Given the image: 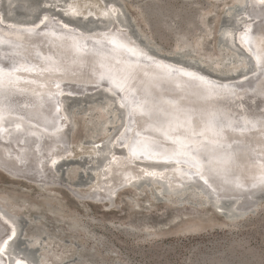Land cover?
<instances>
[{
  "label": "bare ground",
  "instance_id": "6f19581e",
  "mask_svg": "<svg viewBox=\"0 0 264 264\" xmlns=\"http://www.w3.org/2000/svg\"><path fill=\"white\" fill-rule=\"evenodd\" d=\"M29 1L32 0H0V165L9 170L12 176L1 170L0 172L11 179L38 186V184L16 177L17 174L22 173L17 168L16 160L22 151L26 150L24 152H26L27 158L32 160V165L36 166L40 162L43 167L46 164L49 171L68 162L81 163L82 165L84 163L85 166V162L88 160L93 164L92 166H90L91 164L86 165L87 168L88 165L90 166L93 173L90 185L93 184V191L97 194L106 195L125 187H137L141 190L144 184H153L155 185L153 195L158 197L161 195L162 200L175 198L176 201L181 202L186 201L191 196H200L203 203L211 204L217 211L218 208H222L223 203H227L229 207L224 213V217L230 221L244 218L252 209L255 212V207L259 202L256 200V194L247 198L246 202L241 200V203H245L247 207L244 209L243 205V209H238L239 201H236L233 196H225L224 199H219L209 194H203L199 189H196V186L189 185V183L183 185V182L189 180L196 182L198 180L195 175L197 171L191 159V148H201L206 143L214 147L217 146L214 144L225 141L227 142H225L226 145L228 142L231 143L232 139L227 138L231 134H225L227 132V127L224 125L226 120H222L219 114L212 116L218 107L223 109L221 102L230 100L231 105L228 104L232 108L227 107L229 114L225 113L223 116L228 118L232 114L235 117L239 115L237 110L243 108L239 101L243 98L245 101L254 99L249 97L250 93H255L256 96L258 94L256 92L264 94V80L257 77L259 70L264 69V0H232L231 5L224 7L225 15L223 16L227 15L230 22L227 23L228 27L224 25L225 28L218 29L217 33L222 39V46L226 48L225 53H220L218 58L206 60L198 57L189 47L171 48L170 50V53L177 55L191 54L190 59H196L216 73H229L236 71L237 67L242 71L247 68V59L243 53L239 55L238 51L240 48L246 51L250 49L249 51L255 54L257 62H259V68L247 70L226 79L217 78L199 68L150 51L145 44H141L137 41L138 38L136 39L131 34V31L126 28L128 25L122 24L123 20L126 21V16L124 18L121 15V12L124 11L123 9L120 11L122 7L118 8L121 5L117 6L115 0H72L67 1L65 5L58 2L57 4L55 1L56 4L54 3L53 8L47 5L51 0H48L47 3L45 0H39V4L42 3L43 6L38 16L33 13V18L35 17L34 14L37 16L35 19H30L32 17L30 14L39 5H33V2L29 3ZM213 1L221 3L226 0ZM241 6L242 9H236ZM156 7L155 5L148 6L147 11L152 9L156 12L158 9ZM51 8L53 10L56 8L58 11L52 12ZM15 9L22 14V17L24 16L23 18L27 15L28 18L30 15L27 19L29 21L26 18L24 21H22L23 19L18 20L19 16L16 17V15L19 12L16 14ZM233 9L236 10L233 11ZM189 10L186 13L194 12V10ZM59 12L65 16L62 17ZM12 13H15L14 18L11 17ZM177 15L179 16V13L175 11L170 14L172 17ZM78 19L81 26L77 21ZM86 20H90L89 26H93L87 28ZM222 20L225 19L222 18ZM229 20L227 19L226 22ZM258 20L263 23L258 22ZM157 21L161 22L162 20L158 18ZM157 21L150 19V22L156 27L158 26ZM183 21L184 17L179 19L178 24L183 23ZM107 22L108 24H104ZM220 22L223 25V21ZM82 23L85 24L82 25ZM173 29L178 30V28ZM137 30L144 43L153 49H160L153 43L154 40L152 41L151 37L146 36L140 29ZM168 31L173 32L175 30ZM80 42H83L81 44L83 47L76 51ZM109 46L114 47L120 67L125 66L126 68V65H129L127 67L130 70L129 78L122 86H119V89L111 88L95 77L82 80L67 77V70H72V64L67 65L70 59L76 60V57L83 56L81 57L84 59L82 63L75 64L74 67H81L85 71L92 57L97 56L96 52L107 54V50L110 49ZM61 48L65 51H61ZM78 52L83 55L77 54ZM230 64H233L232 68H228ZM84 71L83 75H85ZM62 74L65 76H61ZM181 74H189L193 84L202 85L203 82L207 84L212 82L217 86L230 85L231 89L220 91L221 87H217L220 90L214 88L218 92L219 98L217 99L220 101L217 102L216 100L214 104L210 100L202 101L197 96L192 100L186 96H178L175 100L169 98L167 94L157 96L156 86L158 83L170 84L172 77L180 78ZM254 84L256 92L252 89ZM133 85H137L139 88L135 89ZM146 90L150 92L147 95L151 94L149 97H152L154 101H149L144 96ZM100 92L108 97L106 98L102 94L101 99L105 97L106 101L101 105L92 104L83 114L91 118L88 120L93 125L90 136L97 137L103 131L109 130L110 128L106 127L108 124H115V126L111 127L113 130L109 132L108 137H103L100 142L96 141V143L90 140V143L93 144L84 146L88 148L87 150L74 155L68 143L73 129L71 118L75 112L65 108L67 99L84 100L95 95L98 97L97 94ZM253 101L255 104L252 108L254 111L252 116H255L256 121L245 126L244 132L242 130L241 132L244 133V139L242 138L245 140L244 147L248 145V149L252 150L253 158L256 157L257 159L259 155L264 154V97L257 99V103L255 100ZM197 107L203 111V116L202 114L197 115L193 111L190 112ZM118 109L122 112L120 113L122 117ZM99 115L103 117L100 118ZM200 116L201 127L204 132L198 128L200 124L196 123L200 122ZM189 123L194 128L191 132L184 129L188 127ZM200 133L202 134L200 135ZM220 134H224L226 140L220 139ZM205 136H208V139ZM153 144L167 149L160 151L145 146ZM144 160H154L161 163H148ZM262 162L264 161L262 160ZM210 163L215 167L222 164L217 160ZM32 170L27 169L22 174H28ZM86 170L85 168V172ZM72 171L75 172V169L71 165L67 172ZM47 172L44 170L42 178L37 177L40 180L39 183L47 178ZM221 174L215 171L214 176L218 185L225 187L226 190L233 189L235 184L222 185ZM50 176L49 178H51ZM87 177L86 179H88ZM248 179L245 184L259 181L255 177ZM81 182L86 185V181L85 183ZM43 186L40 184L38 187ZM0 206L9 212L1 203ZM3 217L5 220L0 216L4 222L0 225V264H26L15 256L10 258V254H13L11 247L14 240L19 236V232L12 219ZM14 232L15 234L11 238L10 234ZM30 243L36 245L37 238L32 236ZM43 251L44 247L42 246L40 248L41 262L50 260L49 256L46 259ZM50 261V264H59L57 258H51Z\"/></svg>",
  "mask_w": 264,
  "mask_h": 264
},
{
  "label": "rangeland",
  "instance_id": "374dc122",
  "mask_svg": "<svg viewBox=\"0 0 264 264\" xmlns=\"http://www.w3.org/2000/svg\"><path fill=\"white\" fill-rule=\"evenodd\" d=\"M55 1L65 5L72 0H51L47 5L53 8ZM115 2L117 6L121 5L118 6L122 7L120 11H124L120 14L126 16L127 22L123 20L122 24L128 25L126 28L139 41L143 42V38L138 35L137 29L151 37L153 43L160 47L158 52L162 54L177 55L170 53L171 48L189 47L196 56L207 60L218 58L220 53L226 51L217 32L230 22L227 15L226 18L223 16V9L231 5L232 0L221 3L213 0ZM29 3L39 5L30 14L32 16L36 13L38 16L42 3L39 4V0ZM154 5L158 7L156 12L152 9L147 11L148 6ZM18 10L15 9L14 12L17 14ZM188 10L194 12L186 13ZM172 11L179 13V16H170ZM36 14L34 18L29 15L30 19L37 18ZM11 15L15 17V13ZM18 16L20 18L22 14L19 12L16 17ZM27 16L26 20L29 19ZM23 17L17 19L24 21ZM183 17V23L178 24ZM158 18L164 22H158ZM150 19H156L158 26L153 25ZM227 19L229 21L226 22ZM220 21H223V25ZM86 27L92 26L88 24ZM177 56L187 59L191 54ZM232 67L233 64L228 66ZM97 95L98 97L95 95L92 96L95 98L88 97L84 100L69 98L65 102V108L76 114L71 118L73 129L68 143L74 155L87 150L85 147L92 145L91 141L96 143L103 137H108L113 130L111 127L115 126L108 124L106 127L109 130L97 137L90 136L93 125L88 120L91 118L83 114L92 104L101 105L106 101L104 94L106 98L102 99V94ZM88 162H85V166L84 163L68 162L60 164L55 170L52 168V171L46 173L47 178L52 174V179L48 178L52 184L43 187L11 179L0 172V203L8 209L14 223L16 216H19L18 227L15 223L19 237L14 240L10 258L15 256L26 264H50L51 258H57L59 264H264V195L257 203L255 212L230 221L224 217L227 203L222 204V208L217 211L211 204L203 203L200 196H191L181 202L175 198L162 200L161 195H153V184H144L141 190L137 187H125L106 194L107 196L97 194L93 191V184L90 185V166L93 164ZM87 164L91 165L87 168ZM71 165L75 172H67ZM81 181H86V185ZM32 236L37 238L36 245L30 243ZM42 246V253L46 259L49 256L50 260L41 262Z\"/></svg>",
  "mask_w": 264,
  "mask_h": 264
},
{
  "label": "water",
  "instance_id": "95a60500",
  "mask_svg": "<svg viewBox=\"0 0 264 264\" xmlns=\"http://www.w3.org/2000/svg\"><path fill=\"white\" fill-rule=\"evenodd\" d=\"M240 9H242V6L238 8V10H240ZM51 10H52V12L58 11L56 8L54 10L51 8ZM59 15H61L62 17H63V15L65 16V14L62 15V12H59ZM77 21L79 22V25H80L79 19ZM258 22L263 23L260 20H258ZM86 23L90 24V20H86ZM254 23H257V22H254ZM104 24H108V22L104 23ZM132 35L135 36L134 34H132ZM135 38L137 39V37H135ZM137 41H139V40L137 39ZM139 42L143 45L145 44V46L150 51H153L156 54H161V55H164L170 59L179 61L183 64L199 68L201 71L206 72L207 74H210L212 76H215V77L221 78V79L231 78L233 76L241 74L242 72L244 73L247 70H257L259 68V62H257V58L255 57V54L253 52L249 51L250 49L247 50L248 52L243 48L242 49L240 48V50L238 51V54L240 55V53H243L245 58L248 61L246 69H244L243 71H242V69H239L237 71H234V72L232 71L229 73H216V72L212 71L211 69H208L207 67H205L203 64H201L197 60L192 61L190 58L185 59V58H181L180 56H177V55L162 54V53L158 52V50L153 49L151 46L144 43V41L143 42L139 41ZM77 43H79V42H77ZM82 43L83 42H80V46L76 47V49H77L76 51H79L78 49L80 47H83V46H81ZM109 48L110 49L107 50V54L96 52L97 56H95L94 58L92 57V60L89 64L88 68H86L85 71L81 67L80 68L74 67L75 64H80L84 60L81 58L83 56L80 55L82 53L78 52L77 54L80 55V56L76 57L78 60L77 59L76 60L70 59V61L67 63V65L72 64V67H71L72 70L71 71L67 70V77H69L71 79H77V80L87 79L89 77L90 78L95 77L96 79H99L100 81H102L104 84H108L111 88L114 87V88L119 89V86H122V84H124V82L129 78L128 76L130 74V70L127 68L129 65H126V68H125V66H123V68L120 67L118 65V62H117L118 61L117 60L118 55L114 52V47L109 46ZM61 49H62L61 51H65L63 48H61ZM62 55H64L63 52H62ZM190 60H191V62H190ZM229 62H231V61H229ZM118 67H119V69H118ZM83 71L85 72V75H83L84 74ZM155 73H157V72H155ZM257 74H258L257 77L259 79L264 80V69H262V70L260 69ZM61 76H65V75L62 74ZM84 77H86V78H84ZM133 78H134V76H133ZM137 79H136V81H137ZM208 83L209 84H207L206 82H203L202 85H199V83L193 84V81H192L189 74H185V75L181 74L180 78H173L172 77V79L170 80V84L158 83L156 86V90L158 91L157 96L160 94H167L169 96V98H171L172 100H175L176 98H178V96H180V97L186 96L187 98H190L192 100L193 98H195L197 96L198 98L202 99V101L203 100L204 101L210 100L214 104L216 102V100H217V102H220L217 99V98H219L218 92H216V90H215L217 87L222 88L221 90L219 88H217L220 91H224V89H229V90L231 89L230 85L217 86L216 84H214L212 82H208ZM136 84L139 85L138 82H136ZM137 85H133L135 87V89L139 88ZM250 86H251V84H250ZM255 87H256L255 84L252 85V89L254 91H255ZM145 92H146V94L144 93L145 94L144 96L149 101H154L152 99V97H149V95L151 96V94L147 95V93L149 91L147 92V90H146ZM256 93H258L257 96L255 95V93L249 94V97H252L254 99L245 101L243 98L241 101H239V104H241V106L243 108H241V109L239 108L240 109L239 111L237 110L239 115H236L235 116L236 118L234 116H232V114H231V116H228V118L223 116L225 113H228L227 107L231 108L230 107L231 104L229 103L230 100L229 101L227 100L225 102H223V101L221 102L222 108L224 110L221 109V107H218L217 111L213 112L214 114L212 116L219 114L221 116L222 120H226L224 125H225V127H227V132H225V134L226 133H227V135L231 134L229 137H227V138L232 139L231 143L228 142V144L226 145L227 142L225 141L226 143L221 142L219 144H214V145H217L215 147L210 145L209 143H206L201 148L200 147L199 148L198 147L191 148V152H192V158L191 159L194 162L193 164H194L195 170L197 171L196 172L197 174H195V175H196V177H198L197 178L198 180L196 182L189 180L187 182H183V185L186 183H189V185L196 186V189H199L200 192H202L203 194H207V195L209 194V195L215 196L219 199H224L225 196H233L236 201H239V204L237 205L238 209H243V205H244V209H245V207H247V206L245 203L244 204L241 203V200L243 202H246V199L250 198L254 194H256V200L257 201H259L262 198V195H264V162H262V160L264 161V154L259 155L257 159H256V157L253 158V155L251 152L252 150L248 149V145L244 147V141L245 140H243L244 139L243 128L245 126L251 124V123L253 124L256 121V118H254L255 116H252L254 114V111L252 110V108L254 107V104H255L253 100H255L257 103V99L264 97L263 93H260V92H256ZM99 94H104V93L100 92ZM158 97H160V96H158ZM154 99H155V97H154ZM111 100L114 101L113 99H111ZM189 103H192V102H189ZM199 106H200V104H199ZM202 108L204 110L203 106H202ZM225 110H226V112H225ZM192 111H193V113H197V115L202 114V116H203V111L198 107L195 110L194 109L190 110V112H192ZM118 112H119V114L122 113L119 109H118ZM120 115L122 117V114H120ZM121 117H120V119H121ZM199 118H200L199 119L200 122H196V123H198V125L200 124V126H198V128L200 130H202V132H204V130L201 127L202 126L201 125V116ZM189 125H190V123H189ZM189 125H188V127H185L184 129H187V130H189V132H191V130H194V128L191 127V125L190 126ZM241 130L243 132H241ZM201 134L202 133H200V135ZM223 135L224 134H222V135L220 134V139L222 138V139L226 140L225 136H223ZM205 137H206V139H208V136H205ZM235 141H237V142H235ZM233 144H234V146H233ZM145 146L148 147L149 149L160 150V151H165L167 149L163 146H156L154 144L151 146H148V145H145ZM24 151H26V150H23L22 153L19 155L18 159L16 160L17 161L16 162L17 168L22 173L26 172L25 170H27V169L32 170V168H33V170H32V172H30L28 174L24 173V175L22 173H19V174H17L16 177L22 178L24 180H28V181L33 182L35 184H38V186L40 184H43L44 186H48V185L52 184L48 179L49 177L42 180L41 183L39 184L40 180H38V179L42 178V176L44 174L43 173L44 170H45V172H47V171H49V169H47L46 164H45V166L42 167L40 162H38V164H36V166L32 165L33 164L32 160L27 158V154ZM215 160L220 161L222 164L219 165L218 167L213 166L210 162L211 161L213 162ZM146 161L148 163H159V164L161 163V162H155L154 160H146ZM146 161L144 160V162H146ZM0 170L9 176H12L10 171L7 170L4 166L0 165ZM215 171L222 173L221 174L222 177H220L222 179L221 181L223 182L222 185L235 184L236 186L234 185V188L231 190H226L225 187L218 185V183L216 182L217 180L214 176ZM90 175H91V179H93V173ZM37 177H39V178H37ZM249 177L258 178L259 181L245 184V181L249 180L248 179ZM236 187H238V188H236ZM110 200H112V198H110ZM223 204H226V203H223ZM228 207H229V205H228ZM253 212L254 211L252 209L248 212V214L253 213ZM0 216L2 219H4L3 216H5V217H8L9 219L13 220V218L10 216L9 212H6L1 206H0ZM18 220H19V216H16L15 223L17 224V227H18ZM2 224H4V222H3V220L0 219V225H2ZM17 230H18V228H17ZM14 234H15V232L13 234H10V237L12 238ZM10 237H8V239ZM18 237L19 236H17V238ZM4 250L6 251L5 248H4Z\"/></svg>",
  "mask_w": 264,
  "mask_h": 264
},
{
  "label": "snow or ice",
  "instance_id": "6c2138e0",
  "mask_svg": "<svg viewBox=\"0 0 264 264\" xmlns=\"http://www.w3.org/2000/svg\"><path fill=\"white\" fill-rule=\"evenodd\" d=\"M5 243H7V242H5Z\"/></svg>",
  "mask_w": 264,
  "mask_h": 264
}]
</instances>
